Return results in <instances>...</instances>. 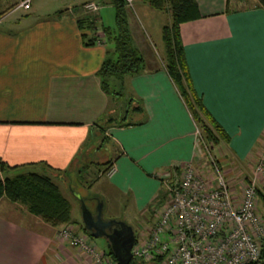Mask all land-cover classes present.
I'll use <instances>...</instances> for the list:
<instances>
[{
  "label": "crops",
  "instance_id": "obj_1",
  "mask_svg": "<svg viewBox=\"0 0 264 264\" xmlns=\"http://www.w3.org/2000/svg\"><path fill=\"white\" fill-rule=\"evenodd\" d=\"M20 1L0 0V6L5 5L3 12L9 6L11 11L31 8V0L26 9L18 7ZM56 1L48 17L13 27L4 25V14L0 17V162L17 166L14 174L31 169L56 179L46 166L65 170L86 150L98 152L97 122L128 106L127 99L115 100L101 89L96 71L107 45L97 40L86 46L76 23L86 14L81 7L86 0L79 7ZM196 1L198 18L180 25L189 76L202 104L229 137L214 147L218 152L213 155L229 166L235 160L234 169L241 170L244 160L258 158L264 146V9L257 0ZM110 7L106 0L102 8L110 12ZM99 9L95 13L101 19ZM60 10L66 11L54 16ZM129 23L145 68L127 75L123 84L144 113L129 106L125 116L132 113L141 123L107 128L105 146L114 153L105 161H111L114 172L106 176L103 167L94 181L105 178L107 193L130 200L148 227L167 199V180L178 179L187 162L197 167L205 162L195 123L163 67L164 48L155 54L131 12ZM231 169L226 168V175ZM66 188L83 199L80 187ZM65 225L95 245L88 231L73 221ZM65 225L51 226L0 196V264H91L83 249L59 239Z\"/></svg>",
  "mask_w": 264,
  "mask_h": 264
},
{
  "label": "built area",
  "instance_id": "obj_2",
  "mask_svg": "<svg viewBox=\"0 0 264 264\" xmlns=\"http://www.w3.org/2000/svg\"><path fill=\"white\" fill-rule=\"evenodd\" d=\"M30 0L18 7L28 8ZM134 0H125L132 7ZM96 12L94 0L82 4ZM197 142L201 134L194 131ZM202 167L187 162L174 181L167 180V199L159 206L153 223L131 247L132 258L158 264H263L261 244L264 223L258 210V186H264V148L254 162L252 175L239 191L231 188L216 159L209 155ZM114 167L105 172L111 176ZM59 239L79 247L91 264H119L71 226L59 230Z\"/></svg>",
  "mask_w": 264,
  "mask_h": 264
},
{
  "label": "trees",
  "instance_id": "obj_3",
  "mask_svg": "<svg viewBox=\"0 0 264 264\" xmlns=\"http://www.w3.org/2000/svg\"><path fill=\"white\" fill-rule=\"evenodd\" d=\"M152 9L169 12L170 23L162 27L161 37L164 45L163 67L169 75L171 81L183 99L194 123L198 127L201 139L199 144L204 156L211 155L221 167L222 161L218 160L212 153L214 147L221 143L228 142V135L221 125L210 115L195 92L189 76L188 67L184 54L183 42L180 34V25L184 22L198 18V7L196 0H140ZM115 10L114 27H105L98 21L97 13H87L78 17L77 26L81 32V38L86 46L94 45L98 40L105 42L106 57L96 71L100 80L101 89L113 97L120 99L124 89V78L127 75L138 74L145 68V61L139 48L135 45L129 23V7L125 0H107ZM258 4L264 9V0H257ZM82 7V6H81ZM83 9V8H82ZM66 10L57 11L54 16L62 14ZM5 12L0 11V17ZM135 98L127 97L128 107L131 111L144 113L143 106L134 103ZM137 102V101H136ZM125 105V104H124ZM127 107V106H126ZM128 109L121 111L119 116H108L106 119L97 122L98 126V149L108 142L105 135L107 128L111 126H129L141 123V120L129 118ZM103 173L111 166V161H106ZM43 167H45V164ZM84 167V166H82ZM17 166H10L5 162H0V196L6 197L11 202L26 205L27 210L39 216L44 222L51 226H60L71 222V204L62 194L59 187L54 183L50 173H39L27 170L25 173L14 175L12 169ZM56 176L67 175V170H58L46 166ZM83 168H79L78 174L82 177ZM226 175V174H225ZM83 180V179H82ZM68 185L74 186L71 180ZM80 185V183H79ZM89 186V184H88ZM257 187V192L264 203V195ZM83 231L87 232L83 226ZM89 234V232H87ZM136 238V237H135ZM108 256L115 259L110 244L105 251ZM128 264H158V258L144 261L131 258Z\"/></svg>",
  "mask_w": 264,
  "mask_h": 264
},
{
  "label": "rangeland",
  "instance_id": "obj_4",
  "mask_svg": "<svg viewBox=\"0 0 264 264\" xmlns=\"http://www.w3.org/2000/svg\"><path fill=\"white\" fill-rule=\"evenodd\" d=\"M66 2L71 3L70 6L73 7H79L80 3L85 0H65ZM89 1V0H86ZM101 3L102 6L99 5V13L101 15V19H98V21L102 20V25L105 27H114L115 24V10L114 7H110L111 11H107V9L102 8L106 6V0H94ZM64 2V0H62ZM13 3V2H12ZM142 1L140 0H134L132 7H129V11L132 13V15L135 17L139 29L141 30L142 34H145L148 38V41H150L151 45L150 47L153 49L155 54L158 56L160 52L163 50V40L161 37L162 27L166 24L170 23L171 17L166 12H161L155 9H152L148 5H144L145 7H139V4L141 5ZM53 4V5H52ZM58 1L56 0H31V8L29 10H16L11 11L9 6L5 10L4 13V25H12L16 26L18 23H24L28 20H33L37 18H44L48 17L50 12L53 11V7H57ZM5 8V5L0 6V10L3 11ZM98 11V10H97ZM84 12L87 13H95V12H87L84 10ZM101 23V22H100ZM163 64V63H162ZM127 93L128 90L126 88L123 89L120 97V101H124L127 99ZM125 108L128 109V106L123 105L120 108H117L115 111L107 113L106 116H104V119H106L108 116H119V111H123ZM129 118H133L132 113L129 114ZM103 120V119H102ZM88 142V141H87ZM91 141L88 142V146ZM264 148V146H263ZM218 150L214 148L212 150V153L217 154ZM114 153V148H109L108 145L102 146L98 152H91V151H85V156L81 157L79 161L73 160L74 163L71 165H68L67 169V175L64 176H58L56 179L54 178V183L59 187L62 194L66 197H69L70 204H72V213H71V222L73 221L75 224L78 225V227H81L84 225L83 223V205L86 206L92 216L97 217L99 214L101 219L104 220H124L126 224L132 227V229L135 232V237H140V233L144 231L145 227L147 226V222L143 221V217L139 216V214L134 213V207L131 208L129 202L130 200H122L121 196L119 194L115 193H107L108 189H105L106 179L101 178L98 181H94V177L96 173H98V170L105 167V160L112 158ZM262 153V152H261ZM260 153V154H261ZM259 154V155H260ZM258 155V156H259ZM202 157L204 156V153L202 151L201 154ZM215 156V155H214ZM203 162H206L204 159H202ZM257 160V158H254L253 155L250 156V158H247L244 160L245 164H243L241 170L234 169L235 160H232L233 162L228 165L225 161L223 164H221V169L223 173L226 174L225 170L226 168H233L229 174L226 175L227 180L229 181V184L232 189L239 191L241 185L246 182L249 177L252 175V168L254 165V162ZM228 166H227V165ZM246 165V166H245ZM84 166V167H82ZM199 166V165H197ZM83 168L82 173L83 174V180L78 174L79 168ZM99 167V169H98ZM37 171V170H36ZM25 170H20L16 172L14 175L17 174H23L25 173ZM27 173V172H26ZM66 180V182H64ZM71 180L72 185L79 188L82 192L83 199H79L75 196H71L70 191L66 188V183ZM80 183V185H79ZM89 184V186H88ZM260 190L264 195V186H262ZM238 188V189H237ZM102 198V201L100 200ZM258 210L260 214L262 215L263 223H264V203L262 201V198L258 194ZM21 204V203H20ZM26 210V205L21 204ZM70 222V223H71ZM70 223H66L67 225H70ZM152 223L150 220L149 225ZM65 225V224H63ZM62 226V225H60ZM66 226V225H65ZM147 229V227H146ZM145 229V231H146ZM90 234V233H89ZM93 242L100 250H107L108 249V239L104 236H98L93 238ZM90 259V258H89Z\"/></svg>",
  "mask_w": 264,
  "mask_h": 264
},
{
  "label": "water",
  "instance_id": "obj_5",
  "mask_svg": "<svg viewBox=\"0 0 264 264\" xmlns=\"http://www.w3.org/2000/svg\"><path fill=\"white\" fill-rule=\"evenodd\" d=\"M83 223L84 228L89 231L94 225L95 232L90 233L92 237L104 236L108 239L111 251L119 264H128L132 258L131 247L135 240V234L131 226L117 220H104L98 214L97 217L92 216L89 209L83 205ZM95 223V224H94ZM97 223L104 224L106 227L112 228L111 231L99 232ZM104 229V228H103ZM261 254L264 264V239L261 244Z\"/></svg>",
  "mask_w": 264,
  "mask_h": 264
},
{
  "label": "flooded vegetation",
  "instance_id": "obj_6",
  "mask_svg": "<svg viewBox=\"0 0 264 264\" xmlns=\"http://www.w3.org/2000/svg\"><path fill=\"white\" fill-rule=\"evenodd\" d=\"M95 224V223H94ZM94 228H96L94 225H92ZM96 226L98 227V229H100V231L99 232H103V230H105L106 232H108V231H111V229L112 228H110V227H106V226H104V224H101V223H97L96 224ZM91 228L88 232L89 233H94L95 232V230H94V228ZM104 228V229H103ZM134 231V230H133ZM134 234H135V232H134Z\"/></svg>",
  "mask_w": 264,
  "mask_h": 264
}]
</instances>
